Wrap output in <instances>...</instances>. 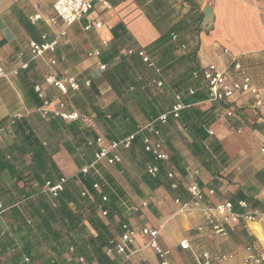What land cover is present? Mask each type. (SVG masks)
<instances>
[{
	"label": "crops",
	"instance_id": "crops-1",
	"mask_svg": "<svg viewBox=\"0 0 264 264\" xmlns=\"http://www.w3.org/2000/svg\"><path fill=\"white\" fill-rule=\"evenodd\" d=\"M54 1L0 0V32L2 34L0 66L6 70L13 69L17 65L16 54L26 51V44L29 40L40 42V36L46 34V41L50 42L64 28L60 21H57L55 27L47 25L44 21L39 22L37 26H32L29 23V17L37 12L42 13L44 18L52 16L51 5ZM104 1L108 8L98 0H93L94 10L88 18V20L98 19L101 21L103 25L101 29L85 31L83 27L86 24V19L71 26L65 30V36L59 39L55 52L46 54V57L51 56L56 59V65L52 67L46 64L44 66L42 63H40L41 66L37 65L41 73H45L44 79L52 73L60 77L67 76L75 79L79 89L77 91L69 90L65 100L67 98L68 106L77 111L81 109H78L79 105H76L73 100L79 95L81 96L79 91L83 87L88 89L91 85L96 86L100 95L95 101L102 107H106L117 99L108 84L100 78L104 71H100L98 68V63L105 64L101 58L107 55L111 48L112 50L120 48L121 54L129 56L127 53L129 50L134 52L147 47L170 32V29L183 18L185 19L191 10V3L184 0ZM193 3L201 20L193 26L196 30L192 36H188L190 40L185 42V48L174 51V56H179L188 49L190 44H195L196 63L200 68L212 64L221 70L227 69L230 72H232L231 57L234 56L249 75L253 86L259 89L261 99L257 104L248 96L237 94L231 100V105L236 109V118L226 119L221 112L218 115L214 114V121L207 126L208 130L212 132L210 137L219 141L225 155L231 160V175L228 182L219 178L213 179L211 174L203 170L196 160L187 156L183 160L187 167L184 172L176 170L171 165L167 168L175 172L174 180L182 189L193 181H198L204 189H215V194L205 200L204 206L206 207H213L221 201H233L236 203L234 211L240 214L255 210L264 211V157L259 151L261 139L264 137V126L260 123V118L264 117V0H194ZM120 41L121 43H119ZM103 42H106L105 47ZM94 49H99L101 55L98 58L88 57V53ZM223 50H226L227 53H224ZM140 62L133 73L135 80L138 81V78L147 75L149 79L144 80L145 83H143L144 86L150 88L156 87L152 83L153 80L161 79L163 86L159 90L154 89L153 93L159 91L165 93L171 99L169 102L171 106L174 104V95L180 94L183 102L191 104V108H195L198 113L206 112L205 115L208 117L212 115L209 113L211 104L206 102V89L201 88L202 85L197 79L186 78V75L183 74V64L171 58L166 70H160L161 75L158 76L154 68L148 67L141 60ZM109 67L111 68L107 65L106 70L110 69ZM165 73L173 75L172 78L165 80ZM88 81L89 85L86 86L85 83ZM6 83L16 94L24 116L33 117L35 107L23 91L17 77H10ZM41 85L45 92L50 93L53 90L56 92L55 89L47 87L43 82ZM174 85L178 87V90L173 88ZM189 89L193 90L194 94L200 98L189 95ZM141 97L145 98V96ZM159 99L164 98L160 97ZM59 100L60 98L57 99L50 95L51 107ZM137 103V96L134 95V98L128 100L126 105L132 122L142 125L145 123L143 118L147 116L137 108L139 106ZM80 112H85L91 117L92 125L86 127L94 130L97 135H103V132L100 133L95 126L93 116L89 114L91 110L86 108ZM187 112L190 114V121L193 122L197 119L191 114V109H188ZM163 126L158 127L162 128ZM123 127L124 125H121V129ZM146 133L150 135L148 131L142 134ZM164 136H168V140L181 139L183 142L190 140L187 132L180 127L177 131L169 130ZM64 137L68 138L69 136L63 130L55 137L57 151L51 156V161L58 173L54 182L59 177L74 178L81 168L90 164L93 158L94 150L90 151L86 148L76 149L73 154H70L62 145L66 143ZM58 140L63 142L61 147H59ZM69 147H74V144L70 143ZM129 162V164H123L126 165L124 167L127 170L124 173H122L121 164L104 167V170L126 193L130 199V208L142 202L147 204L138 212H131L127 208V215L130 217L126 223L136 231L140 228L157 230V242L162 249L169 252L167 259L170 263L196 264L194 254L207 251L212 257L232 256L231 259L220 264H240L246 258L247 246L264 250V226L259 224L244 221L231 223L227 226L228 233L225 237L212 235L207 228L201 232L197 231L205 222L204 215L201 211L189 214L178 212L173 203L175 199L172 194L173 190L170 189L172 181L168 178L164 179V174L160 173V180H158L160 185L156 184L157 181H150L152 186H148L142 176L138 177L132 171L135 167L139 169L138 158H129ZM92 170H96V168ZM194 170L198 172L197 177L192 174ZM96 172L98 171L96 170ZM2 182L4 186H9L8 175L0 176V183L2 184ZM131 186L138 190V193ZM183 194V199H186L185 191ZM242 197L248 198L250 202L245 201ZM3 198L7 202L8 197L5 195ZM239 201H244L247 207L245 209L238 207ZM6 220L7 212L0 213V234L9 230ZM120 234L121 230L119 229L115 238ZM183 239L189 241L191 251L179 248V242ZM8 240L11 245L15 244L13 248L20 247L17 238H8ZM6 242H8L6 238L1 241L2 244H6ZM147 243L148 239L138 233L131 246L135 253L124 261V264H159L158 258ZM10 253L6 252L0 255V264H13L9 258L11 257Z\"/></svg>",
	"mask_w": 264,
	"mask_h": 264
},
{
	"label": "trees",
	"instance_id": "trees-1",
	"mask_svg": "<svg viewBox=\"0 0 264 264\" xmlns=\"http://www.w3.org/2000/svg\"><path fill=\"white\" fill-rule=\"evenodd\" d=\"M184 1L191 3V10L186 18L179 21L170 32L141 49L156 62L160 70L167 68L171 58L176 59L178 63L183 64V74L186 78H191L192 73L200 69L196 63V45L190 44L179 56H174L173 53L177 49L185 48V42L190 40L188 36H192L196 30L193 26L201 20L195 9L194 0ZM25 59L28 61L27 54ZM101 61L111 68L109 67V71L105 70L100 78L108 84L117 99L106 107L97 105L95 100L100 94L96 86L91 85L88 89L81 88L79 91L81 96L74 98L73 102L79 105L80 111L86 108L91 110L89 114L93 116L95 126L102 130V136L106 140H120L137 131L139 124L136 125V122L133 123L129 118L130 113L126 105L134 95L138 99L137 108L145 116L150 115L143 118L144 122L153 120L158 113H164L171 108L169 96L160 91L150 92V88L144 86V80L149 79L147 75L145 77L140 75L138 81L135 80L133 73L137 69L136 66L141 63L136 54L125 56L120 53V48L113 50L111 48ZM32 62L29 61L26 70L18 71L17 80L36 109L34 118L24 116L14 93L5 80H0V130H8L10 136L14 137L9 142L0 137V176L8 175L10 180L9 186L0 183V213L7 212L6 223L9 227V230L0 234V255L11 252L9 258L13 264H23L25 258L28 260L26 264H38L40 261L41 264H81L75 261V257L83 258V264H114L116 258L108 256L106 249L109 241L117 236L122 224L130 217L127 215V208L131 212L132 210L129 206L130 199L118 187L114 178L105 172L104 167L116 166L122 161L114 165H96L99 173L92 169L85 175L78 172L74 178L66 179L62 192L54 199L42 191L44 183L54 182L58 173L51 161V156L57 151L56 134L63 130L69 136V141L63 143V146L70 154L76 149L94 150V146L86 147L85 141L96 138L97 134L79 121L65 122L56 117L49 116L43 119L40 116L38 109L42 101L34 92V86L44 80L32 70L34 66ZM173 88L178 90L175 85ZM201 88L204 89L203 86ZM46 96L50 100L49 92H46ZM191 96L195 97L196 94L193 93ZM160 97L164 99L161 100ZM59 101L66 104L67 110L71 109L64 98L60 97ZM182 103L185 107L177 119L170 118L166 124L154 125V128L159 130L164 149L169 155V165L184 172L187 167L183 160L186 156L191 157L203 170L211 174L213 179L219 178L228 182L231 175V160L225 155L219 141L207 134V126L214 121V114L222 112L224 116V110L229 104L212 103L209 108L212 115L208 117L205 115L206 112L198 113L195 108H191V104H186L183 100ZM188 109H191V114L197 118L193 122L190 121V114H187ZM18 113L22 116L15 118ZM121 125H124L122 129ZM161 125L164 126L158 127ZM178 127L187 132L189 141L168 140V136H164L169 130L177 131ZM37 132L46 135L45 144L38 138ZM145 135L149 136L147 133L136 134L124 155L128 160L132 157L138 158V167L145 184L152 186L150 181H157L156 184L160 185L158 181L160 173L167 179L169 168L144 152L142 141ZM70 143H73L74 147L70 148ZM26 155L29 156L28 162H25L23 157ZM150 165L159 166L155 177H150L145 172L146 167ZM196 183L202 187L198 181ZM94 184L98 185V190L93 188ZM133 190L138 193L135 188ZM183 191L185 188L182 189L178 184V188L172 191L173 197L183 199ZM82 193L85 195L82 196ZM5 195L8 197L7 202L3 198ZM103 197L106 201H102ZM242 198L250 202L248 198ZM233 204L236 206L235 202ZM99 210H106L107 215L102 217ZM3 238L8 241L6 244L1 243ZM8 238H17L20 247L13 248L15 244L11 245ZM70 247L74 248V254L69 253Z\"/></svg>",
	"mask_w": 264,
	"mask_h": 264
},
{
	"label": "built area",
	"instance_id": "built-area-1",
	"mask_svg": "<svg viewBox=\"0 0 264 264\" xmlns=\"http://www.w3.org/2000/svg\"><path fill=\"white\" fill-rule=\"evenodd\" d=\"M106 8L108 5L104 0H98ZM51 9L53 15L44 18L43 14L37 12L29 17V23L32 26H37L39 22L44 21L47 25L55 27L57 21H60L63 25V29L57 33L54 40L47 42L46 34L40 36V42L36 40H29L26 44V51H21L16 54L15 60L17 65L11 69L6 70L0 66V80H9L10 77H17L18 71L26 70L29 65V61H42L49 67L56 65L57 61L54 57H46L47 53H54L55 48L59 43V39L65 36L66 29L71 26L87 20L83 29L89 31L91 29H101L102 22L98 19H89L90 14L94 10L93 0H55ZM2 34L0 32V40ZM173 39L175 37L173 36ZM103 46H106V42H103ZM227 53L226 50H223ZM129 55L136 54V56L146 64L148 67L154 68L158 76L161 75L160 69L156 66V62L149 57V55L142 49L127 52ZM26 54L28 55V61L25 59ZM101 55L99 49H94L88 53V57L98 58ZM232 72L227 69H219L215 65H208L206 67L200 68L198 71L192 73L194 79H199L200 84L207 91L208 104L215 102H222L229 104L227 109L224 110V116L226 118H236V109L231 105V100L237 94L248 96L253 99L257 104L260 103L259 89L251 83V79L243 66L237 60L236 57H231ZM98 68L100 71H105L107 64L98 63ZM152 83L156 87H162L163 81L153 80ZM44 85L47 87L57 90L62 96L66 95L67 92L77 91L79 89L78 83L74 78L71 77H60L56 74H49L45 77ZM86 86L89 85V81L85 83ZM34 92L37 94L38 98L42 101L41 107L38 109L40 116L43 119L51 117L60 118L65 122H81L84 126L92 125L91 117L86 113L70 109L67 110L66 104L64 102L58 101L55 106L51 107V101L47 98L46 92L41 84L34 86ZM193 90H188V94L192 95ZM185 105L182 103V98L180 94L174 95V104L171 106L170 110L159 114L153 120L145 122L142 125L137 126V131L135 134L126 136L120 140L109 141L106 140L102 135H97L94 139H88L85 141L86 147L94 146L93 158L89 165L81 168L79 170L80 174H87L91 169H94L96 165L106 164L114 165L122 161L121 150H127L130 148L134 136L144 131L150 132L149 136L143 138V150L145 153L151 155L154 160L169 166V155L164 149L163 142L160 138L159 130L154 128L156 123L166 124L170 118L177 119L180 112L184 109ZM22 115L20 113L16 114L15 118H20ZM260 123L264 126V117L260 118ZM209 136L212 135L210 130H207ZM259 151L264 157V137L261 139ZM159 171L158 165L147 166L145 172L150 177H155ZM193 176L197 177L198 172L196 170L192 171ZM167 178L171 180L170 189L176 190L178 188L177 182H175V172L169 170L167 172ZM66 178L61 177L56 182L46 181L42 186V191L45 192L50 198H56L59 193L62 192ZM93 188L98 190V185L94 184ZM185 193L187 195L186 199L175 198L173 203L178 209L180 214H189L194 211H201L204 215L205 222L203 226L199 227L197 231L201 232L204 228H207L212 235L225 237L228 233L227 226L231 223H239L240 221L259 224L264 226V211H248L245 213H237L234 211V205L230 201H221L216 203L213 207L204 206V202L207 198L212 197L215 192L213 189H204L200 187L195 181L185 188ZM85 193H82L84 196ZM102 201H106L103 197ZM146 203L142 202L139 205H135L131 208L133 212H138L141 208L146 207ZM238 207L245 209L247 207L244 201H239L237 203ZM102 217L107 215L106 210H99ZM144 236L148 239V247L151 248L158 258L159 264H172L167 259L169 252L162 249L158 242L157 236L158 231L150 228H140L136 231L128 223H124L121 226V234L117 238H112L106 249V254L110 257L116 258L114 264H123L124 261L128 260L135 252L131 249V246L136 238L137 234ZM179 248L184 251H191V245L187 239H183L179 242ZM247 255L246 258L240 264H264V250L262 248H257L253 246L246 247ZM69 253L74 254V248H69ZM231 255H221L212 257L207 251L199 252L194 254V259L196 264H220L231 259ZM75 261L83 264L84 260L81 257H75ZM28 260L25 258L24 263L26 264Z\"/></svg>",
	"mask_w": 264,
	"mask_h": 264
},
{
	"label": "rangeland",
	"instance_id": "rangeland-1",
	"mask_svg": "<svg viewBox=\"0 0 264 264\" xmlns=\"http://www.w3.org/2000/svg\"><path fill=\"white\" fill-rule=\"evenodd\" d=\"M37 62V63H36ZM40 63H42V65H44L45 63L44 62H42V61H34V62H32V64L34 65L33 66V68H32V70L33 71H36L37 73H38V75H40L42 78H43V80H44V76H45V73L44 74H42L41 73V71H40V69H38L37 68V65H40ZM41 66V65H40ZM45 66V65H44ZM38 69V70H37ZM165 77V80H168V79H171L172 78V76L173 75H170V74H168V75H164ZM44 82V81H43ZM10 88V87H9ZM154 89L155 90H159V89H161V87L159 88V87H150V92H154ZM13 92V91H12ZM56 92H57V90H56ZM54 90L53 91H51L50 92V95L51 96H53V97H56L57 99L58 98H60V97H62V98H64L65 99V97H67L68 96V92H67V94L66 95H61L59 92H57L56 93ZM14 93V92H13ZM14 95H15V98H16V100H17V97H16V94L14 93ZM66 101H67V98H66ZM55 106V105H54ZM53 106V107H54ZM104 106V105H103ZM52 107V108H53ZM20 110H21V107H20ZM36 110V109H35ZM37 122H36V120L34 119V124H36ZM97 129H100V128H97ZM3 131V130H2ZM100 133H102V130H98ZM37 134V136H38V138L43 142V144H45L46 143V141H45V138H46V135L43 133V134H39L38 132L36 133ZM0 135H1V137H2V139L3 140H5V141H11L14 137H12V135L10 136V132L8 131V130H6V129H4V131L1 133V130H0ZM65 138V140H66V142L67 141H69V137L67 138V137H64ZM59 141V140H58ZM63 142H62V140H60L59 141V147H61V144H62ZM63 145V144H62ZM121 152V155H123L122 156V163H121V166H122V173H124V172H126L127 170L125 169V167L124 166H126V165H123V164H126V163H130L129 162V160L127 159V157L124 155V152H125V150H121L120 151ZM24 157V160H25V162H28L29 161V156H23ZM60 158V157H59ZM105 167H107V166H105ZM132 171H134V173H135V175H137L138 177L139 176H141V171L138 169V168H136L135 167V169L133 168L132 169ZM132 192V191H131ZM132 194H133V192H132ZM157 257V256H156ZM47 258V257H46ZM45 260V259H44ZM38 264H41V261L38 263ZM124 264V263H123Z\"/></svg>",
	"mask_w": 264,
	"mask_h": 264
}]
</instances>
